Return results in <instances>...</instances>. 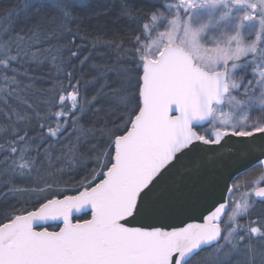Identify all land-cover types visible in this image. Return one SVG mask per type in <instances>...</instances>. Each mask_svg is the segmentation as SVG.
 I'll list each match as a JSON object with an SVG mask.
<instances>
[{"label": "snow or ice", "instance_id": "6c2138e0", "mask_svg": "<svg viewBox=\"0 0 264 264\" xmlns=\"http://www.w3.org/2000/svg\"><path fill=\"white\" fill-rule=\"evenodd\" d=\"M92 9L0 0V264H264V0H120L100 64Z\"/></svg>", "mask_w": 264, "mask_h": 264}, {"label": "trees", "instance_id": "16d2710c", "mask_svg": "<svg viewBox=\"0 0 264 264\" xmlns=\"http://www.w3.org/2000/svg\"><path fill=\"white\" fill-rule=\"evenodd\" d=\"M93 4V9L80 13V33L79 35L83 39L78 40L77 43L86 51L84 55L92 54L93 59L90 63L100 64L103 60L109 58V53L104 48L98 47L93 50L92 45L96 42V36L98 33L107 32V39H111L115 36L117 41H123L125 46H128V37L123 35L125 32H131V28L127 26V22L119 19V4L120 0H88ZM2 3L7 4L9 0H2ZM105 6L110 10L107 15H95L97 11H104ZM42 71L47 74L49 73V67L45 66ZM54 74V72H53ZM70 103V101H69ZM240 175H243L241 173ZM235 179V178H234ZM250 189H248L241 181L240 188L234 193L233 199L237 202L241 201V198L248 194ZM30 207V206H29ZM256 213L264 215V205H257L255 208ZM231 214V208L224 215L225 222H231L227 217ZM81 218H89L90 213L87 217L80 214ZM251 220H258L259 217L255 214L250 218ZM241 223L247 224V220L240 219ZM51 223V222H50ZM49 230H53L49 227Z\"/></svg>", "mask_w": 264, "mask_h": 264}, {"label": "water", "instance_id": "95a60500", "mask_svg": "<svg viewBox=\"0 0 264 264\" xmlns=\"http://www.w3.org/2000/svg\"><path fill=\"white\" fill-rule=\"evenodd\" d=\"M245 166L246 165H244V164L230 165L227 168V170H221L222 171V175L215 178L216 182H215V184L213 186V196L208 201V204H211L214 200H220L222 195H227L226 193H224L225 185L226 184L230 185L232 179H234L237 174L243 173V170H244ZM189 167L194 168L195 167V162H192L191 164H189ZM205 206H207V205H205ZM82 213H80V214H82ZM199 217H200V212H195V213L191 214V217L181 216V217L171 221L170 223H172L174 226H177V227L183 226L184 223H189V222L200 223L202 221L200 220ZM37 230H41V229L37 228Z\"/></svg>", "mask_w": 264, "mask_h": 264}, {"label": "rangeland", "instance_id": "374dc122", "mask_svg": "<svg viewBox=\"0 0 264 264\" xmlns=\"http://www.w3.org/2000/svg\"><path fill=\"white\" fill-rule=\"evenodd\" d=\"M247 196V194H245L242 198H241V201H240V203H243V200H244V198Z\"/></svg>", "mask_w": 264, "mask_h": 264}]
</instances>
